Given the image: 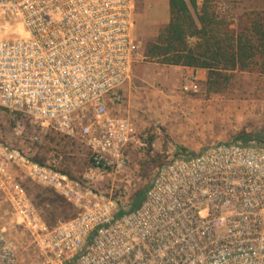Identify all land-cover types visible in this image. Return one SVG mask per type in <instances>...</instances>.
<instances>
[{
    "label": "built area",
    "instance_id": "built-area-1",
    "mask_svg": "<svg viewBox=\"0 0 264 264\" xmlns=\"http://www.w3.org/2000/svg\"><path fill=\"white\" fill-rule=\"evenodd\" d=\"M133 14V0H0V110L20 134L27 123L80 145L85 163L80 182L60 171L57 147L40 165L0 145L2 187L25 205L9 170L22 162L83 206L53 229L31 228L48 264H264V147L254 141L166 161L139 207L120 216L127 210L116 211V199L90 188L94 177L125 170L130 148L146 146L129 119L107 108L121 103L137 52ZM0 264H22L1 228Z\"/></svg>",
    "mask_w": 264,
    "mask_h": 264
},
{
    "label": "rangeland",
    "instance_id": "rangeland-1",
    "mask_svg": "<svg viewBox=\"0 0 264 264\" xmlns=\"http://www.w3.org/2000/svg\"><path fill=\"white\" fill-rule=\"evenodd\" d=\"M137 2L142 8L143 1ZM219 15L231 20L227 11ZM134 42L137 52L129 79L119 89L121 103L109 104L107 108L113 116L129 119L146 146L129 149L125 170L96 176L89 185L97 198L116 199V211L127 210L122 214L132 211L130 205L135 195L149 185L157 169L152 167L150 158L161 156L169 161L180 154L199 153L212 144L235 142L242 135L256 134L264 127V76L238 73L227 90L208 94L206 75L203 79L200 74H182L175 68L146 63L143 52L148 42ZM21 129L20 134L8 114L0 110V145L17 150L25 162L40 160L47 164L53 156L55 144L50 139L53 136H46L27 123L21 124ZM33 134L39 136V143L28 141ZM150 136L154 137L153 152L148 153ZM65 163L72 173L69 178L84 182V159L75 155L67 157ZM9 170L25 193V205L11 202V192L2 187L0 180V228L22 264H48L31 228L36 222L53 229L76 218L84 208L40 183L22 162L13 163ZM51 193H57L64 201L50 196ZM24 213L35 221L24 220Z\"/></svg>",
    "mask_w": 264,
    "mask_h": 264
},
{
    "label": "trees",
    "instance_id": "trees-1",
    "mask_svg": "<svg viewBox=\"0 0 264 264\" xmlns=\"http://www.w3.org/2000/svg\"><path fill=\"white\" fill-rule=\"evenodd\" d=\"M168 4L169 23L160 32L156 42L146 44L143 52L146 63L204 70L208 94L227 90L238 73L264 76V11L245 13L242 28L235 31L230 28L232 21L226 15H219L212 0H168ZM50 139L55 144L53 151L57 147V153L64 154L60 171L72 178L65 159L71 157L68 154H81V146L57 135ZM153 141L154 137L150 136L148 153L153 152ZM237 141L246 144L254 141L264 147V127L256 134L242 135ZM150 161L154 168L166 162L161 156L150 158ZM36 162L46 164L40 160ZM146 189L135 195L130 210L139 207ZM56 194L51 193L50 196L64 201ZM56 199L51 198V201Z\"/></svg>",
    "mask_w": 264,
    "mask_h": 264
},
{
    "label": "crops",
    "instance_id": "crops-1",
    "mask_svg": "<svg viewBox=\"0 0 264 264\" xmlns=\"http://www.w3.org/2000/svg\"><path fill=\"white\" fill-rule=\"evenodd\" d=\"M142 8L137 0H133L134 14L132 38L137 42H156L161 30L166 28L169 23V4L168 0H142ZM218 13L220 9L228 12L231 16V29L237 31L242 28L245 21L244 14L248 12L264 11L263 0H212ZM257 2V4H255ZM200 2H198V5ZM177 69L182 74L201 75L204 79L206 71L194 70L183 67H171Z\"/></svg>",
    "mask_w": 264,
    "mask_h": 264
}]
</instances>
